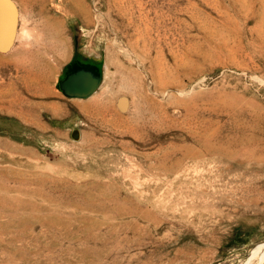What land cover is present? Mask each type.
<instances>
[{"label": "rangeland", "instance_id": "rangeland-1", "mask_svg": "<svg viewBox=\"0 0 264 264\" xmlns=\"http://www.w3.org/2000/svg\"><path fill=\"white\" fill-rule=\"evenodd\" d=\"M263 258L264 0H0V264Z\"/></svg>", "mask_w": 264, "mask_h": 264}, {"label": "bare ground", "instance_id": "bare-ground-1", "mask_svg": "<svg viewBox=\"0 0 264 264\" xmlns=\"http://www.w3.org/2000/svg\"><path fill=\"white\" fill-rule=\"evenodd\" d=\"M86 70H91L93 73L99 74V68L97 66L83 64L82 60L77 57L73 60L67 71L62 74L60 82L67 80V83L73 85L75 88L78 86H83L87 82V75L85 73ZM67 72L69 73L67 74ZM95 87H97V84L92 86V88L96 89ZM74 137L76 138L75 135ZM259 264H264V258Z\"/></svg>", "mask_w": 264, "mask_h": 264}, {"label": "water", "instance_id": "water-1", "mask_svg": "<svg viewBox=\"0 0 264 264\" xmlns=\"http://www.w3.org/2000/svg\"><path fill=\"white\" fill-rule=\"evenodd\" d=\"M10 14L13 15V12H11ZM82 63L97 66L99 68V74H95L91 70H86L85 73L87 75V82L85 83V85L78 86L77 88L67 83V80L61 81L60 89L68 96L87 97L91 95L93 92H95L99 86L100 77L102 74L100 67L97 64H94L93 62H90V61L88 62V61L82 60ZM68 73L69 72H67V74ZM96 84H97V87H95L96 89L92 88V86Z\"/></svg>", "mask_w": 264, "mask_h": 264}]
</instances>
